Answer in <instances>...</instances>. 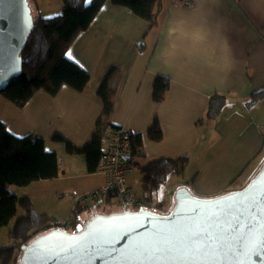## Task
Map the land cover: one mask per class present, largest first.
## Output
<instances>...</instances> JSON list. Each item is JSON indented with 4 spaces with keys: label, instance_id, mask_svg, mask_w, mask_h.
<instances>
[{
    "label": "crops",
    "instance_id": "obj_1",
    "mask_svg": "<svg viewBox=\"0 0 264 264\" xmlns=\"http://www.w3.org/2000/svg\"><path fill=\"white\" fill-rule=\"evenodd\" d=\"M188 1L190 6L184 4ZM31 9L32 15L50 19L62 15L64 3L37 0ZM67 58L89 73L84 91L69 86L56 96L38 91L23 107L0 94V121L8 131L16 137L43 139L59 161L57 178L12 188L19 197L32 200L29 188L40 184L46 199L53 189L47 183L51 181L58 184L52 194L60 192V196L86 194L104 185L100 170L90 174L85 157L69 154L54 137L62 136L78 148L91 141L104 110L98 92L113 68L117 72L111 84L117 85V95L109 123L128 135H142L145 158L139 162L187 158L183 173L169 175L155 194V202L163 208L171 209L176 191L192 179L189 190L201 199L240 190L263 160L264 97L253 106L248 103L264 91V0H163L154 28L129 8L106 0L68 49ZM157 77H165L170 86L161 103L153 99ZM217 95L225 105L215 118L209 105ZM156 117L163 131L158 143L148 135ZM113 133L112 128L106 132V151ZM126 180L141 197L140 170L127 171ZM114 200L112 205L102 202L82 212L79 226L94 215L116 214L108 210L118 206ZM11 226L6 227L8 234Z\"/></svg>",
    "mask_w": 264,
    "mask_h": 264
},
{
    "label": "trees",
    "instance_id": "obj_2",
    "mask_svg": "<svg viewBox=\"0 0 264 264\" xmlns=\"http://www.w3.org/2000/svg\"><path fill=\"white\" fill-rule=\"evenodd\" d=\"M62 1L64 10L60 16L46 19L33 15L34 26L21 52L23 73L13 77L7 89L0 91V94L20 107L25 106L38 91H45L51 96H56L62 87L69 86L82 92L90 82L89 73L69 60L67 51L77 37L89 28L106 0ZM28 2L30 8L31 4H37V0H28ZM112 2L115 5L129 8L136 16L149 23L152 28L158 25V17L163 9V0H112ZM115 72H117L116 68L110 70L99 89L98 95L103 102L104 110L91 141L83 148H78L62 136L54 137V140L64 144L69 154L85 157L90 174L99 171L102 160L108 154L109 149L106 151L103 146L107 130L112 128L115 136L122 129L109 123V118L114 112L115 96L117 95V85L111 84V78ZM169 88V80L165 77H157L153 89L154 101L164 102ZM263 97L264 91L254 94L248 105L253 106ZM224 105L225 99H222V96L212 97L209 105L210 114L216 118ZM148 135L155 143L163 140V131L157 117L154 119ZM129 141L132 152L126 159L125 168L127 171L139 169L142 175V206L136 207L132 211H139L143 208L159 214L155 212L157 208L154 205L155 194L167 182L169 175L183 173L187 165V158H161L143 165L139 162L145 158L142 135L130 134ZM263 166L264 158L245 186L261 171ZM59 171L58 156L56 152L46 148L43 139L35 135L16 137L0 121V233L5 227L12 224L8 237L13 241L11 246L0 250V264H8L11 261L16 264V259L18 264L19 252L21 251L22 257L24 246L30 245L34 240L51 230L63 229L61 227L63 221H57L46 214L37 212L28 196L19 197L11 190L14 187L24 188L41 180L55 179L59 176ZM193 180L187 183L189 186L185 185L187 189L191 188ZM114 199L116 198L110 192L102 198L100 203L111 204L113 201L115 203ZM100 203L91 205L86 210H93ZM19 210H22L24 214L19 216ZM80 214L75 218L74 227L79 224ZM110 214L113 213L103 215ZM44 227H47L48 231L39 234L38 231Z\"/></svg>",
    "mask_w": 264,
    "mask_h": 264
},
{
    "label": "water",
    "instance_id": "obj_3",
    "mask_svg": "<svg viewBox=\"0 0 264 264\" xmlns=\"http://www.w3.org/2000/svg\"><path fill=\"white\" fill-rule=\"evenodd\" d=\"M34 26L28 0H0V91L23 73L21 52ZM199 204L202 209L232 210L231 219L214 229L221 239L212 260L157 261L138 254L141 246H151L161 229L179 235L194 227L179 212ZM126 206V205H125ZM125 210V209H124ZM239 216V227L235 217ZM18 264H264V166L242 189L214 199L197 198L186 187L175 194V209L168 215L141 208L139 211L92 217L70 233L54 229L22 248ZM156 255H159L157 253Z\"/></svg>",
    "mask_w": 264,
    "mask_h": 264
},
{
    "label": "snow or ice",
    "instance_id": "obj_4",
    "mask_svg": "<svg viewBox=\"0 0 264 264\" xmlns=\"http://www.w3.org/2000/svg\"><path fill=\"white\" fill-rule=\"evenodd\" d=\"M194 227H186L179 235L172 229H161L153 237L151 246H141L138 254L145 259L157 261H207L215 257L217 251V240L221 239L214 229L219 228L225 219H231L232 210L226 209L222 212L205 210L199 204L185 208L183 201L179 209ZM240 217H235V225L239 227ZM159 253V255H156Z\"/></svg>",
    "mask_w": 264,
    "mask_h": 264
},
{
    "label": "built area",
    "instance_id": "obj_5",
    "mask_svg": "<svg viewBox=\"0 0 264 264\" xmlns=\"http://www.w3.org/2000/svg\"><path fill=\"white\" fill-rule=\"evenodd\" d=\"M184 4L190 6L192 3L188 1ZM131 152L132 148L128 132L121 129L114 136L108 154L102 160L99 169L105 175V184L90 193H72L75 206L70 217L61 226L64 230L68 232L69 230H73L72 232H74L77 229V227L73 229L76 216L86 211L89 206L98 205L102 198L106 197L110 192L116 198L118 205L123 211H132L136 207L142 206L141 199L132 191L126 180L127 169L125 168V163L127 157H130Z\"/></svg>",
    "mask_w": 264,
    "mask_h": 264
},
{
    "label": "rangeland",
    "instance_id": "obj_6",
    "mask_svg": "<svg viewBox=\"0 0 264 264\" xmlns=\"http://www.w3.org/2000/svg\"><path fill=\"white\" fill-rule=\"evenodd\" d=\"M134 173H133V175H135ZM187 176L189 178L191 175L187 174ZM173 177H172L173 179L180 178L179 176H173ZM47 183H49L48 185H50V187L53 189H51L49 191L48 197H46V199H44V197H43L44 188L43 187L41 188L40 184H36L35 186H32L31 188H29V192L31 193V196L33 197L32 203H33L35 210L41 214H46L47 216H49V217H51L57 221L66 220L68 218V216H70V214H71V212L75 206L72 196H70L68 194H64V195L60 196V192L52 194L55 191L56 187H58V184H55V182H53V181L47 182ZM171 184H172V180L170 179L168 186H165L164 188L166 190L169 189ZM139 198L141 199V197H139ZM71 203H72V205H71ZM117 205H118V203H117ZM154 205L161 208V210L155 209L156 210L155 212H157L159 214H164V215L170 214L175 209V204H173L171 209L170 208L169 209L163 208L162 205L157 204V202H154ZM118 206L113 205V207H110L108 210L110 212L121 213L122 210L120 208H118ZM102 209H104V208H102ZM162 209H164V210H162ZM119 211H121V212H119ZM23 214H24V212L22 210H19V216H21ZM82 218H81V221H82ZM66 221H63L61 223V226H63ZM46 228L47 227L42 228L41 230L38 231V233L43 234L44 232L48 231V229H46ZM74 228L75 227H73V229ZM72 231L73 230H69V232H72ZM12 244H13V241L10 240V238L8 237V228L5 227L2 230V232L0 233V250L4 247L11 246ZM20 252H19V256H18V263L20 262ZM8 264H15V263H14V261H11ZM16 264H17V259H16Z\"/></svg>",
    "mask_w": 264,
    "mask_h": 264
},
{
    "label": "clouds",
    "instance_id": "obj_7",
    "mask_svg": "<svg viewBox=\"0 0 264 264\" xmlns=\"http://www.w3.org/2000/svg\"><path fill=\"white\" fill-rule=\"evenodd\" d=\"M80 226H83V225H80ZM77 227H79V224H78V226ZM70 233H72V232H70Z\"/></svg>",
    "mask_w": 264,
    "mask_h": 264
}]
</instances>
